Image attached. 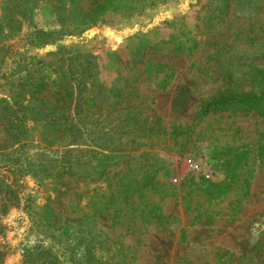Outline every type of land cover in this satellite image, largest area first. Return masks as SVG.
Instances as JSON below:
<instances>
[{
	"label": "rangeland",
	"instance_id": "1",
	"mask_svg": "<svg viewBox=\"0 0 264 264\" xmlns=\"http://www.w3.org/2000/svg\"><path fill=\"white\" fill-rule=\"evenodd\" d=\"M98 3L76 0L74 15L56 11L59 0H0V15L12 7L21 20L19 29L0 32L1 104L14 65L32 77L53 75L70 57L90 54L103 80L126 85L120 105L139 119L107 179L59 181L44 173L63 148L45 144L32 121L11 146L0 118V264H21L25 248L49 243L33 223L45 204L84 206L117 173L151 165L163 186L145 201L159 207L161 224L97 217L100 230L125 247L128 264H264V116L234 107L199 113L221 93L264 88V0ZM155 64L163 69L149 70Z\"/></svg>",
	"mask_w": 264,
	"mask_h": 264
},
{
	"label": "trees",
	"instance_id": "2",
	"mask_svg": "<svg viewBox=\"0 0 264 264\" xmlns=\"http://www.w3.org/2000/svg\"><path fill=\"white\" fill-rule=\"evenodd\" d=\"M65 1L59 0L55 10L68 8L76 15L79 12L76 0ZM113 5L114 0H101L96 8ZM13 13L14 9L8 7L0 15L1 33L19 29L21 20L14 18ZM22 16H26L25 12ZM18 69L19 65H14L6 76L11 92L1 99L4 104L0 103V118L10 135L9 144L21 142L26 122L32 121L41 126L40 136L45 144L63 148L59 161L46 160L48 167L44 176L49 172V177L59 181L63 175L90 181L107 179L108 168L126 156L122 153V137L134 130L139 121L135 108L120 105L126 85L103 80L96 57L90 54L70 57L65 70L58 73L55 70L53 75L43 73L32 77L26 68ZM162 69L160 64L149 67L155 71ZM233 107L254 110L264 116V88L259 92L221 93L203 102L199 113ZM239 154L242 156L244 152ZM153 166L141 173L138 172L141 167H127L126 172L117 173L114 181L107 180V188L96 193L84 206L78 203L68 207L50 203L42 206L34 214L33 223L40 227L49 243L25 248L21 264H128L125 247L100 230L97 217L106 214L114 222H122L130 214L142 221L154 220L161 224L165 217L159 207L145 201L147 193L162 192V182L156 179L157 170ZM208 184L225 186L224 182Z\"/></svg>",
	"mask_w": 264,
	"mask_h": 264
},
{
	"label": "built area",
	"instance_id": "3",
	"mask_svg": "<svg viewBox=\"0 0 264 264\" xmlns=\"http://www.w3.org/2000/svg\"><path fill=\"white\" fill-rule=\"evenodd\" d=\"M207 177L209 176V175H206Z\"/></svg>",
	"mask_w": 264,
	"mask_h": 264
}]
</instances>
